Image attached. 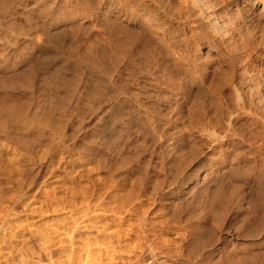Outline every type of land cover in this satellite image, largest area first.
Here are the masks:
<instances>
[{"label": "bare ground", "instance_id": "obj_1", "mask_svg": "<svg viewBox=\"0 0 264 264\" xmlns=\"http://www.w3.org/2000/svg\"><path fill=\"white\" fill-rule=\"evenodd\" d=\"M0 264H264V0H0Z\"/></svg>", "mask_w": 264, "mask_h": 264}]
</instances>
